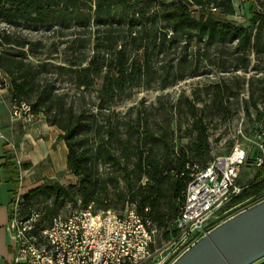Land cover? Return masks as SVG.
I'll list each match as a JSON object with an SVG mask.
<instances>
[{"label": "trees", "instance_id": "1", "mask_svg": "<svg viewBox=\"0 0 264 264\" xmlns=\"http://www.w3.org/2000/svg\"><path fill=\"white\" fill-rule=\"evenodd\" d=\"M247 1L248 24L242 25L230 18L231 0H0V86L6 84L10 107L24 102L59 129L66 169L76 178L67 184L50 179L22 193L20 215L41 213L34 233L79 200L94 211L133 204L166 237L191 167L214 157L208 124L242 108L252 135L264 120V77L256 87L247 80V98L239 97L244 81L237 77L210 81L203 105L181 95L170 105L171 115L153 123L157 107L128 115L113 106L136 89L164 88L212 64L220 71L247 70L251 55L264 56V10ZM20 29L65 37L49 45L56 51L63 45L75 57L62 64L39 61L46 43ZM55 77L69 87L55 86ZM174 114L186 119L183 129L180 121L172 127ZM176 131L187 141L176 145ZM2 158L0 174L16 194L17 167L11 156ZM261 196L264 164L224 208Z\"/></svg>", "mask_w": 264, "mask_h": 264}, {"label": "built area", "instance_id": "2", "mask_svg": "<svg viewBox=\"0 0 264 264\" xmlns=\"http://www.w3.org/2000/svg\"><path fill=\"white\" fill-rule=\"evenodd\" d=\"M10 117L27 123L35 115L29 105L20 102L11 105ZM249 142L248 149L235 143L228 153L213 157L205 166L191 167L177 214L163 239L161 230L133 204L126 203L119 211H94L91 204L82 207L79 200L73 206L66 204L34 233L41 213L32 211L27 218L20 215V179L25 171L16 158L19 186L12 195L8 220L13 255L7 264H171L218 224L264 200L261 196L249 205L250 201L224 208L246 185L241 184L243 172L264 164V120Z\"/></svg>", "mask_w": 264, "mask_h": 264}, {"label": "rangeland", "instance_id": "3", "mask_svg": "<svg viewBox=\"0 0 264 264\" xmlns=\"http://www.w3.org/2000/svg\"><path fill=\"white\" fill-rule=\"evenodd\" d=\"M234 13L230 16L236 23H240L242 25L248 24L249 19V2L247 0H231ZM258 5L259 9L264 10V0H254ZM194 12V11H193ZM195 14V13H194ZM2 27V24H0ZM22 36H26L30 40L41 39L46 43V47L43 49V53L36 57L39 61H47L52 64H62L68 59H73L75 57L71 54L70 49H64V46L61 45L57 48V51L54 50L49 44L53 40L65 39V37L60 36H49L48 33L42 31H29L26 29L18 30ZM250 66L247 70H236V71H220L216 69L215 65L206 66L201 69V71L192 77L185 78L183 80L177 81L174 84L168 85L164 88L159 87L154 84L149 88L136 89L130 97L119 100L115 103L113 108L120 112H127L128 115H133L136 110H150L152 107H157L158 111L155 116H150L149 120L151 123L155 121V117L159 120L161 116H166L167 114L170 116L171 112H169L170 105L174 104L176 99L179 96H184L189 99H193L197 101V106L200 107L203 103L208 101L207 94H205L204 86L208 85L210 81H216L220 77H237L240 80L244 81L241 85V94L240 98L248 97V89L249 85L247 83L248 79H252L253 86L256 87L258 85L257 79L264 77V56H250ZM59 78L55 77V80H52L55 86H60L66 89L69 87L58 80ZM99 81L96 83L97 87ZM89 98V96H88ZM0 100H3L4 104L10 106L9 98L6 92V84L0 86ZM183 101V100H182ZM182 107V105H180ZM253 115L255 114L252 112ZM172 120V127L175 128V123L177 121L181 122V129L186 126V119L183 116H179L178 114H174ZM249 120L246 118L244 111L240 108L229 120H221V119H213L208 124L209 127V144L211 148L212 156L224 155L226 151H228L229 147L232 144L238 143L243 148L248 149L250 147L249 136H248V127ZM183 131V130H181ZM180 131V132H181ZM176 131L175 143L176 145L179 143H184L187 141V138H179L177 135L180 133ZM14 145V144H13ZM15 146V145H14ZM16 148V147H14ZM47 163H41L38 166L33 168V171L25 172L28 178H32L33 176L38 179L35 182H32V186L46 182L50 179L58 180L62 184H67L69 182H75L76 178L69 171H62L59 173H52V170H48ZM246 172H243L241 176V184H246L252 178V175L247 176ZM50 175H54L53 178H50ZM20 193L18 199V208H20V203L22 201ZM255 201H250L246 205L252 204ZM244 205V206H246ZM41 205L37 206V209L40 210ZM243 207V206H242ZM120 205L116 206V211H119ZM241 208V207H240ZM163 239V236H162ZM261 261H264V258L258 260L254 264H258Z\"/></svg>", "mask_w": 264, "mask_h": 264}, {"label": "crops", "instance_id": "4", "mask_svg": "<svg viewBox=\"0 0 264 264\" xmlns=\"http://www.w3.org/2000/svg\"><path fill=\"white\" fill-rule=\"evenodd\" d=\"M59 129L49 125L42 117L35 118L27 123L10 117V106L0 100V164L4 161V155L11 156V161L21 160V167L25 172L33 171V168L41 163H47L48 170L52 173L68 171L66 169V147L64 141L58 138ZM14 144L16 148H12ZM255 168L250 167L246 175L256 173ZM24 172L21 181V192L32 186L38 178L31 179ZM72 174V173H71ZM73 175V174H72ZM74 176V175H73ZM53 178L54 175H50ZM242 181V180H241ZM11 184L4 174H0V264H7L12 259L11 237L8 229V220L11 209ZM258 264H264L261 261Z\"/></svg>", "mask_w": 264, "mask_h": 264}, {"label": "water", "instance_id": "5", "mask_svg": "<svg viewBox=\"0 0 264 264\" xmlns=\"http://www.w3.org/2000/svg\"><path fill=\"white\" fill-rule=\"evenodd\" d=\"M264 258V200L224 220L171 264H254Z\"/></svg>", "mask_w": 264, "mask_h": 264}]
</instances>
